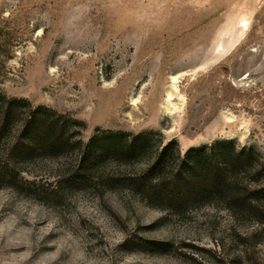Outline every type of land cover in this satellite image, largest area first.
<instances>
[{"label": "rangeland", "instance_id": "obj_1", "mask_svg": "<svg viewBox=\"0 0 264 264\" xmlns=\"http://www.w3.org/2000/svg\"><path fill=\"white\" fill-rule=\"evenodd\" d=\"M9 101V138L42 107L64 146L0 179V264H264V0H0L2 124ZM171 143L245 150L234 195L183 215L149 201L145 169Z\"/></svg>", "mask_w": 264, "mask_h": 264}, {"label": "trees", "instance_id": "obj_2", "mask_svg": "<svg viewBox=\"0 0 264 264\" xmlns=\"http://www.w3.org/2000/svg\"><path fill=\"white\" fill-rule=\"evenodd\" d=\"M24 103V102H19ZM15 101H9L4 104L3 112V124L0 123V146L9 138L12 133L11 121L14 119L13 106ZM61 117L52 114L50 111L42 107L30 108L29 113L17 130L13 144L9 152L8 157L0 158V179L8 177L17 180V176L14 175L15 168L23 162L34 161L40 155H46L51 157H57L64 143L63 132L59 129V122ZM121 137L119 134L114 138ZM148 136H136L129 138L128 145L129 153L127 156L137 155L139 152L145 151L144 140H147ZM93 141L91 142V145ZM222 145L229 146L235 155L232 158L236 161L233 163L232 168L222 166L216 162V159L223 156L221 152L217 154L214 148ZM23 147L25 149L24 156H20L17 150ZM172 147L176 151L175 158L167 154L169 148ZM87 151H90V144L85 146ZM233 153V154H234ZM246 151L242 150L238 153L235 152L232 143H218L216 145L204 146L199 149H193L187 151L185 154H181L177 143H171L165 146L159 154L155 156L148 164L146 175L144 179L147 181L148 200L154 199V201H161L169 205L170 210L177 214L183 215L188 212L191 207L198 205L211 204L213 199L227 200L234 195L236 186L241 182L239 179V173L237 167L234 166L241 164L246 156ZM249 156L254 157L258 162V155L255 153H248ZM86 166H82L83 176L91 172L95 165V159L90 160L88 158ZM36 161V160H35ZM84 164V163H83ZM262 166L258 165V170ZM20 173L19 170H17ZM16 172V174H18ZM79 177L67 178L71 181H77ZM150 187H149V186ZM229 209L239 214L241 211L239 208L229 206Z\"/></svg>", "mask_w": 264, "mask_h": 264}, {"label": "bare ground", "instance_id": "obj_3", "mask_svg": "<svg viewBox=\"0 0 264 264\" xmlns=\"http://www.w3.org/2000/svg\"><path fill=\"white\" fill-rule=\"evenodd\" d=\"M173 83L176 81V78H172ZM177 95V89L172 85L166 89V96L165 100L163 102V110L166 113H172L173 108H172V101Z\"/></svg>", "mask_w": 264, "mask_h": 264}]
</instances>
